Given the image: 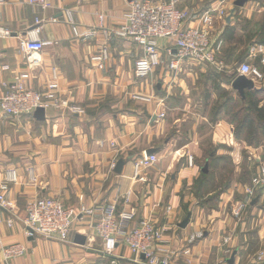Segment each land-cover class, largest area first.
Wrapping results in <instances>:
<instances>
[{"label": "crops", "instance_id": "crops-1", "mask_svg": "<svg viewBox=\"0 0 264 264\" xmlns=\"http://www.w3.org/2000/svg\"><path fill=\"white\" fill-rule=\"evenodd\" d=\"M49 1L51 8L48 10L30 5L28 0H5L0 5V28L11 32L10 37L0 39V99L7 92L5 84L25 72L31 76L27 82L29 88L38 92H44L57 74L60 100L59 107L44 108V120H38L34 114L7 117L0 109V188L6 171L16 169L19 175L18 182L10 184L5 192L9 208L0 206V242L2 245L19 243L28 249L26 256L10 262L5 261L0 249V264H100L99 241L91 239L87 247H76L74 238L78 233L71 237L74 245L27 236L22 224L27 203L41 197L61 199L74 208L101 203L118 204L120 210L134 209L136 218L132 226L148 219L163 228L179 250L191 247L203 264L222 259L228 262L232 258L222 250L225 235L235 237L232 243L234 264H245L248 257L264 250V220L254 222L255 205L249 206L253 209L251 216L247 213L250 221L241 225L232 216L224 215L223 210L231 201L243 199L235 187L240 179L233 180L235 188H228L218 200L219 204H207L218 190L211 182L213 174L207 164L231 159L236 162L233 154L238 147L254 148L243 139H234L227 120L209 119L210 113H221V110H214L218 95L214 91L202 95L210 104L206 108L201 105L199 93H193V102L188 105L181 103V97L175 99L177 95L170 93L166 85L162 86L159 97L150 85L147 93L154 98L152 103L133 101L131 95L137 92L132 87L137 79L133 68L139 59V49L131 41L115 39L110 43V59L101 69L100 64L92 60L104 46L99 15L106 16L105 27H121L129 15L130 0ZM173 1L178 9L190 12L188 28L197 27L199 19L222 0ZM238 1L243 4L239 5ZM67 10L74 13L73 25L67 22ZM53 18L58 22H52ZM38 20L43 22L38 24ZM40 27L44 50L36 54L24 53L21 40L32 36ZM212 39L223 42L222 59L232 67L235 64L229 59L240 61L239 66L247 60L256 61L262 69L264 0L229 2L227 16L216 21ZM159 46L164 56V66L160 68L165 71V63L170 60L165 48L167 42L160 40ZM127 57L132 65L128 64L131 70L126 77ZM200 66V73L209 71V76L212 72L220 73L196 62L183 64L180 71L194 78L191 69ZM209 76L205 77L204 84L210 86L213 81L216 83V76ZM164 81L167 84V78ZM234 81L229 86L223 84L230 96ZM155 84H158L157 79ZM259 84L264 88V80ZM188 91L183 95L190 101ZM237 95L244 101L239 92ZM77 105L84 108V114L71 111L70 108ZM163 113L165 117L160 118ZM207 140L212 143V151L216 152L218 147L217 155L204 146ZM114 143L116 148H113ZM261 147L251 152L262 159ZM149 155H157L158 162L142 178L135 179L134 162ZM189 157L194 159L193 167L188 165ZM113 163H116L114 170ZM206 168V173L210 172L209 182L200 188L198 181ZM30 170L36 176L35 183L30 181ZM128 191L133 194L130 205L123 202ZM168 207H171L169 213ZM187 218L190 220L182 228L180 225ZM89 224L87 220L81 221L76 228L82 230L81 226ZM253 226L258 228L249 230L248 227ZM120 252L131 257L127 248L121 247Z\"/></svg>", "mask_w": 264, "mask_h": 264}, {"label": "built area", "instance_id": "built-area-1", "mask_svg": "<svg viewBox=\"0 0 264 264\" xmlns=\"http://www.w3.org/2000/svg\"><path fill=\"white\" fill-rule=\"evenodd\" d=\"M92 1L95 0H80V2ZM228 1H218L215 7L199 19L197 27L186 28V23L191 17L190 12L178 9L173 0L169 3L153 0H130L129 15L121 27L107 29L104 26L106 16L100 14V28H104L107 41H111L113 37H120L136 43L141 48L143 56L135 63V72L139 79L149 77L154 69L160 66L162 60L160 40L167 42L165 48L167 55L172 58L170 65L172 70L178 71L181 63L185 60H197L221 72L226 67L222 59L223 42L212 39V31L216 21L227 15ZM4 2L5 0H0V5ZM28 2L43 10L51 8L49 0H28ZM65 16L68 23L72 25L75 23L73 11H65ZM51 21L58 22V19L53 18ZM37 22L40 24L43 21L38 20ZM40 32L41 27L33 31L32 36H26L21 40L20 47L24 53L36 54L44 50L45 44L40 38ZM10 36L9 30L0 28V39ZM109 57V49L104 47L100 54L93 57L92 60L102 67L110 59ZM237 72L239 75L249 77L256 84L264 80L262 71L248 63L240 65ZM30 77L29 73H20L14 77L11 83L5 84L7 92L0 99V109L3 115L21 118L33 115L39 108L60 106L57 74H54L44 92L29 88L27 82ZM132 98L144 104L153 102L152 97L143 93H134ZM70 109L74 114L85 113L84 108L78 105L72 106ZM159 117L164 118L165 114L163 113ZM157 160L156 155H149L138 161L134 167L135 176L138 177L144 170L152 168ZM189 162L190 166L194 165L193 157H189ZM111 168L114 170L116 163H113ZM29 175L31 182L35 183L37 179L34 172L30 171ZM18 179L19 175L16 169L6 172L0 188V206L9 208L5 192L9 185L17 183ZM262 183H264V171L263 175L257 178L255 186H263ZM253 193L252 189H248L245 202L238 204L235 208L234 214L239 219L248 208L254 196ZM131 196L132 193L129 191L126 194V200L130 201ZM26 213L28 217L24 224L29 238H44L70 244L75 226L84 216L94 217L95 214H101L102 221L95 226V230L105 240V250L102 254L111 258L113 264L118 263L119 257L115 255L122 243L129 246L132 251L134 258L131 262L134 264H194L188 258L182 263L174 261L178 252L172 242L167 239L166 231L163 228L155 226L147 219L140 221L137 225L139 228H133L132 224L136 218L135 211L118 210L115 204L93 208L86 206L71 208L57 199L38 198L28 201ZM2 249L6 262L24 256L28 250L21 244H11ZM225 252L230 253V250L226 249ZM189 253L186 250L184 255Z\"/></svg>", "mask_w": 264, "mask_h": 264}, {"label": "rangeland", "instance_id": "rangeland-1", "mask_svg": "<svg viewBox=\"0 0 264 264\" xmlns=\"http://www.w3.org/2000/svg\"><path fill=\"white\" fill-rule=\"evenodd\" d=\"M231 1L232 0H229L228 2H231ZM165 3H169V2H165ZM224 18H222V19H224ZM107 29H112V28H107ZM103 30H104V28L103 29L100 28V37L103 39V44H104V46H102V48L108 47V49H109L110 43H112L115 39H121V40H125V41H130L128 39H123V38H120V37H113L111 41H107ZM131 43H133L139 49L138 50L139 51V56L138 57L139 58L142 57L143 55H142V52L140 51L141 48L136 43H134L132 41H131ZM101 49H100V51H101ZM109 52H110V50H109ZM163 57H162L161 64H160L161 66L156 67L154 69V72L149 77H147L145 79H139L137 77V75H136L135 67L133 68L134 72H135V79H136V77H137V79H136V83L132 84V87L136 88V90H137L136 93H143V94L148 95V93H147L148 90L147 89L151 85V87H153V89L155 90L157 97H159L160 94H161L160 91L163 90L162 86L166 85L168 88H170V93H174V94L177 95V97H175V99H179L181 97V98H183V99H181V103H183V104L185 103V104L191 105V103L193 102V99H192L193 98L192 97L193 93L195 95H197V93H199L202 96L205 93H209L210 91H214L218 95V99L216 100V105L214 103V105H215L214 110H216L219 106H221L224 103V98L222 97V95L224 94V92H226L227 93V98H229V97L232 98V100L227 104V109H222L221 113L219 115H217V113H213V114L210 113L209 119L211 118L210 120L213 119V120H216V121L219 120V119L227 120L228 123L231 125V128H232V136L234 137V139L240 140V139H238L239 136L236 134L235 131L237 129V125L242 121L241 119H243V117H245L248 114V111H247L246 103L241 100V98L237 95V92L232 89L231 90V92L233 91L232 92V96H230L229 89L225 90V88L223 86V84H227V86H229V84L227 82L223 83V81L220 80L218 78V76H217V75H220V74H217V73H214V72H212V74H210V76L217 74L216 75V83H214V81H213L212 84H210V86H209V84H204L206 82L205 77H208L210 72L207 71L206 73H203V72L200 73V71H199L200 69L199 68H201V66L200 67H196L194 69H191L192 72H193L194 78H192V76H189V75H187V74H185V73L180 71L181 66L183 64H191L192 62H196V63L203 64V65L207 66V64H205V63H200L197 60H185V61H183L181 63L179 70L175 71V70H172L171 66H170L171 62H172V58H170L168 56L170 58V60L168 61V63H165L166 67L164 68L165 69V71H164L162 68H160V67L164 66V64L162 62L163 61ZM229 60L231 61L232 64H235V65L232 67V65H229L230 63H227V61H226L225 63H227V64H225L226 67H225V72H224L223 75H231V74H233L234 71H237V68H238L237 65L239 66V64H240V61L233 60V61H236L235 63H233L232 59H229ZM245 62H247V63H249L251 65L254 64L253 66L256 65V61L247 60ZM129 63H131V65H132V62L130 60H128V57H127L126 61H125V72H126L125 76L126 77H127V72L129 70H131V68L128 67ZM241 64H244V63H241ZM235 66H236V68H235ZM101 68L102 67H100V69ZM257 68H259V67H257ZM206 69L208 70V68H206ZM217 72H220V71H217ZM262 73H263V71H262ZM162 75H163V78H162ZM166 76H169V77H166ZM164 78H167V81H168L167 84L164 81ZM177 78H179V80H177ZM156 79L158 81V84H155ZM153 80H154V83H153ZM256 86L259 87L260 84L258 85V83H257ZM187 90H189L188 92L190 93V95L188 96V97H190L189 98L190 101H188L187 99H184L186 96H184L183 94H185L184 91H187ZM132 95H131V97H132ZM150 97H152V96H150ZM201 98H202V100H201L202 107H206L207 108L210 105L208 100H203V96ZM132 100L135 101L133 98H132ZM153 100H154V98H153ZM136 102H138V101H136ZM211 104H212V101H211ZM212 109H213V107H212ZM216 111L218 112V110H216ZM176 135H180V134L176 133ZM260 140L264 144V138L260 137ZM211 145H212L211 142H209L208 140L205 141L204 146L209 148L208 151L210 150L209 152H214V151H212L213 148H211ZM260 145L262 146L261 147L262 148L261 149V153H260V155L262 156V159L261 158H257V155L252 154V152H251L252 151L251 149L256 150L255 147H260ZM260 145H256V144L250 145V147H254V148H249L250 150H248L247 148L246 149L245 148L241 149L240 147H238L237 150H236L237 152H235V154H233L234 160H236V162H233V160L231 159L232 161L228 160V161H221V162H212L210 165L207 164V166L210 167V170L212 171V174H213V177H212L213 179L211 180V182L214 183V185L218 188L216 194H214L212 199L207 203L209 205H216L219 202L218 200H220L222 194H224L228 188H233L234 187L232 185L233 180L238 181L240 179L241 182L239 181L238 183H236L235 187L237 186L236 191L238 190V192L243 195V199H241V200H239L237 202L231 201L229 203L228 207L226 209L224 208L225 210H223L225 216H229L230 218L232 216L234 218V220L239 225H241L244 222L246 223V222L250 221V216L252 215V210L253 209L249 208V206L251 204H253L254 201H256V202L253 205H255L256 209H257V213H256L257 215H255V217L253 218L254 222H258V221L260 222V221L264 220V183H262L263 186H255L257 178L261 177L263 175V171H264V145H262V144H260ZM113 148H116V144L115 143L113 144ZM217 148L215 149L216 152H214V154H216V155H217ZM222 157H224V156H222ZM142 159H138V160H136L134 162L133 170H134L135 164L138 161H141ZM157 162H158V160H157ZM188 165L190 166L189 158H188ZM204 165L205 164L201 165V167H203ZM152 168L144 170L142 172V174L139 175L138 177L135 176V170H134V178L135 179L142 178L143 174L144 173L145 174L148 173V171H150ZM239 168H240V170L238 171ZM30 171H32V170H30ZM224 175H226L224 177L225 179L222 177ZM4 178H5V175H4ZM248 189H252L254 191V193H253L254 196L251 199L248 208L242 214V218L239 219L238 217L235 216L234 210H235V208L237 207L238 204H240L242 202H245L246 196L248 195L247 194V190ZM51 199H54V198H51ZM31 200H35V199H31ZM31 200H29V201H31ZM57 200H59L62 203H64L61 199H57ZM123 202H124V204H129L130 205L131 199H130V201H127L126 200V195H124L123 196ZM203 204H205V203H202V205ZM115 205H117L118 210H120L119 205L118 204H115ZM96 206L102 207V206H105V204H101V203L100 204H96V205L91 206L90 208H93V207H96ZM71 208H73V207H71ZM207 209H209V206L207 207ZM127 211H135V210L134 209H129ZM170 211H171V207H168L167 208V212L169 213ZM230 213L232 215H230ZM247 213L250 215L249 218H248V214ZM27 217L28 216H27V213H26V218L22 221V224L24 226H25L24 221L27 219ZM85 220L89 221L90 224L88 226H81V227H84L83 229L81 228L82 230L77 229L76 228L77 224L81 223V221H85ZM101 221H102L101 214H95L94 217H92V216L89 217L88 215L84 216L80 220V222H78L76 224L73 234L78 233L80 235L86 236L87 242H86L85 246H80V245H75V246L76 247H87V245L90 244L91 239L94 240L95 242L99 241L100 248L97 249V251L100 254V259H98V261H100V264H113L111 258L106 257V256H104L102 254L104 252V250H105V240L101 237L99 232L97 230H95V226H97L98 223L101 222ZM10 224H11V221H10ZM133 228H139V227L138 226H134ZM248 228H249V230H253V229H257L258 226H253V227H248ZM85 231H88L89 233L88 234H83V232L85 233ZM26 232H27V229H26ZM235 234L237 235V232ZM166 237H167V239H169L172 242L173 247L178 252V256L174 259V261H177L178 263H182V262L185 261L186 258H188L194 264H203V263H201L199 261L198 258H196V255L194 254L193 249L191 247H185L181 251L177 247H175V244L172 241V239H170L168 236H166ZM234 238H235L234 235L231 234V235H225V237L222 239V250H223L224 254H226V255H230L231 254V257L234 255V252H233L234 248L232 246ZM226 240H228V242H226ZM51 241L58 242V243H61V244L70 245V243L59 242V241H56V240H51ZM11 244L19 245V243H11ZM11 244H4L3 243V247H2V244H0V249H1L2 253H3V249L2 248L6 247L8 245H11ZM21 245H23V244H21ZM71 245H74V243L72 242ZM23 246H25V245H23ZM121 247L122 248L123 247L127 248L129 250L130 254H131V257H129V258L125 257L120 252ZM226 249L230 250V253H226L225 252ZM186 250H188L190 252L189 253V254H191L190 256H188L189 254L184 255V252ZM27 252H28V250H27ZM27 252H26V254H27ZM26 254L24 256H26ZM24 256H22V257H24ZM115 256L119 257V260H118L117 264H134L133 262H131V260L134 258V255H133L132 251L130 250L129 246H127L125 243H122L119 246V249L116 252ZM186 256H188V257H186ZM19 258H21V257H19ZM16 259H18V258H16ZM10 261H12V260H10ZM10 261H8V262H10ZM213 264H228V262L225 259H222V260H220V261H218L216 263H213ZM245 264H264V250H261L260 253L254 255V256L252 255V256L248 257L247 263H245Z\"/></svg>", "mask_w": 264, "mask_h": 264}, {"label": "trees", "instance_id": "trees-1", "mask_svg": "<svg viewBox=\"0 0 264 264\" xmlns=\"http://www.w3.org/2000/svg\"><path fill=\"white\" fill-rule=\"evenodd\" d=\"M256 66L259 67L258 63H256ZM259 68L261 69V67ZM261 70L264 72V67ZM224 72L225 70L221 71L220 73H217L220 75L216 74L218 78L223 81V83L227 82L228 84H231L233 80L239 77V73L237 71H234V73L231 75H223ZM256 88L257 89L255 90L246 91L245 96H243V102L246 103L248 114L243 117V119H241L242 121L237 125V129L235 131L236 134L239 136L238 139L245 140L248 145H260L262 143L260 137L264 138V105H260L262 102H264V89L263 87L257 86ZM222 97L225 98V101L221 106L217 108L218 111L222 109H227V104L232 100V98L230 97L227 98L226 92H224ZM209 174L210 172L202 173L198 181V187L201 188L209 182Z\"/></svg>", "mask_w": 264, "mask_h": 264}, {"label": "water", "instance_id": "water-1", "mask_svg": "<svg viewBox=\"0 0 264 264\" xmlns=\"http://www.w3.org/2000/svg\"><path fill=\"white\" fill-rule=\"evenodd\" d=\"M238 4L239 5H242L243 3H242V1H238ZM232 88L234 90H236L237 92H239L242 96H245L246 91H248V90H255V89H257L255 82L252 79H250V78H248L247 76H244V75H239V77L237 79H235V81L232 84ZM44 113H45V109L44 108H39L34 113V116L38 120H44V118H45ZM149 154H151V153H149ZM121 166H122V164L119 167H121ZM204 171L207 172V168ZM255 202L256 201H254L253 204H255ZM189 220H190V218H187L186 221L184 223H182L180 226L182 228H185L187 226ZM86 242H87L86 236L77 234L75 236V238H74V243L77 244V245L85 246L86 245ZM228 262L230 264H234V262H235V254L232 256L231 259L228 260Z\"/></svg>", "mask_w": 264, "mask_h": 264}]
</instances>
